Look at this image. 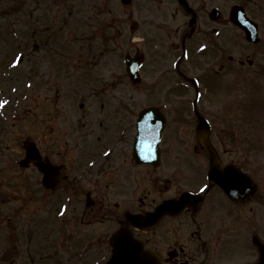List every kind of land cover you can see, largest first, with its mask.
Listing matches in <instances>:
<instances>
[{"label":"flooded vegetation","instance_id":"obj_1","mask_svg":"<svg viewBox=\"0 0 264 264\" xmlns=\"http://www.w3.org/2000/svg\"><path fill=\"white\" fill-rule=\"evenodd\" d=\"M121 9L127 16L120 20L122 31L125 25L131 33L140 28L134 22V17L138 19L142 9V25L152 24L156 37L164 40L165 53L162 56H167V60L176 57L177 74H174L175 82L169 83V90L171 86L186 90L182 85L191 84L188 74L182 73L181 64L187 51L190 53L194 47L205 45L217 63L214 74H245L244 105L240 109L245 128L251 129L254 115L258 116L254 120L264 123V0H131L128 7ZM243 22L250 34L255 26L258 43L246 39L240 27ZM120 34L124 36L123 32ZM141 38L142 42H149L144 35ZM234 48H237V55H230ZM134 50L126 53L133 55L142 52V48L139 50L134 47ZM195 78L201 86L204 85L198 75ZM105 88L108 90V87ZM254 89L262 96L253 97ZM189 105L192 118L186 120L184 117L188 110L180 108L177 103L137 105L131 110L132 114L128 113L122 102L100 104L97 110L98 115L103 114V119L99 121L95 139L91 138L86 145L85 136L89 137L87 130L90 125L87 123L90 119L87 117L86 105L78 104L77 110L83 113L78 115L81 120L72 125L77 129L73 134V150H64L63 158H60L62 153L59 152L63 146L55 147L56 151L51 155L48 151L39 150L43 163L51 164L58 170V184L53 190L42 188L41 195L59 197H53L56 198L54 207L59 203L56 210L63 214V218H59L56 213L54 220L48 221V224L53 229L59 227L63 231L57 245L59 249L68 251L64 264H70L71 254L77 252L73 234L82 231L85 238L86 230L90 231L89 227L100 223L99 220L113 224L111 230L106 231L105 248L110 247L111 235L124 225L131 237L139 240L145 250H150L158 257L160 264H264V174L259 176L254 158V153L263 148V142L249 133L245 134L239 161L228 162L224 154L236 156L238 151L224 149L220 152L213 139L218 134V142H221L219 139H228L230 143L233 137L228 136L226 131L215 133L213 122L207 118L204 109L198 108L194 102ZM195 107L211 126L208 140L219 166L233 167L244 177V182L237 184L240 192L237 190L236 198L228 197L217 183L206 180L209 161L205 148L197 140ZM146 108L157 109V118L148 119L141 127L140 114ZM189 125L195 126L194 130L190 127L194 136L192 141H188L185 133ZM140 133L142 141L152 145L154 159L146 163L140 162L145 155L143 152L139 156ZM109 150L110 154L106 156ZM241 157L243 167L240 166ZM188 167L194 171L185 172ZM38 174L41 186L43 176L40 172ZM190 174L192 178L187 180ZM91 184L97 191L84 187ZM203 184H208L210 190L200 192ZM184 192L201 199L184 201L181 209L164 213L155 225L145 231L126 223L128 214L145 215L162 202L179 198ZM77 194L85 198L83 207L75 203ZM99 201L100 212L91 215L89 210L94 209ZM94 244L104 249L103 242L94 239ZM85 245L86 248V242ZM54 255H57L56 251ZM84 255L78 252V264H88L85 258L82 260ZM108 258L104 256L99 264H106Z\"/></svg>","mask_w":264,"mask_h":264},{"label":"rangeland","instance_id":"obj_2","mask_svg":"<svg viewBox=\"0 0 264 264\" xmlns=\"http://www.w3.org/2000/svg\"><path fill=\"white\" fill-rule=\"evenodd\" d=\"M105 1L108 12L103 14V21L94 24L96 33L90 37V30L86 29L79 17L84 12H95L102 0H0V101L7 102L0 107V264H57L58 260L64 262L67 255V250L59 249L57 245L63 231L59 227L53 229L48 224V221L53 220L59 204L54 207L56 198L53 197H59L41 195L38 172L34 168L22 169L17 164L24 155V140L33 141L40 151H48L50 155L56 151L55 147L63 146L59 149L62 153L60 158H63L64 150H73V134L77 129L72 125L81 120L78 115L83 113L74 104L86 105L87 117H93L87 124L95 129L103 119V114L98 115L99 105L117 102H122L129 114L137 105L177 103L180 108L188 110L184 118H192L189 103L194 98V92L175 86L169 90V83H174V74H177L173 67L175 61L162 56L165 53L164 40L156 37L153 25H142V20L134 17L139 21L140 28L131 33L125 25L122 31L120 20L127 18L124 10L116 0ZM143 1L147 2L139 0ZM139 17H144L143 11H140ZM84 32L89 39L97 40V43L89 46L88 63L83 59L86 53L83 45L71 42L74 33L84 37ZM122 32L124 36L120 34ZM141 35L149 42H142ZM134 47L139 50L142 48L146 54L140 72L142 83L136 84L138 86L131 84L122 63L125 52H134ZM234 49H231L230 55H237V48ZM208 51L190 52L188 59L181 64L182 72L201 78L206 89L199 88V93L203 95H198L197 106L202 107L207 118L212 120L215 133L226 131L228 136L233 137L230 143L228 139H219L221 142H218V134L213 139L220 152L224 149L238 151L236 156L224 154L228 162L239 161L245 134L260 138L263 148L254 153V158L259 176H262L264 123L254 120L258 118L254 115L251 129H247L243 124V114L240 113L244 105L245 74H214L217 63ZM21 52L24 56L13 66ZM223 60L227 62V59ZM29 81L31 88L27 91L25 86H29ZM100 85L104 86V91L99 94ZM252 92L253 97L262 96L256 89ZM25 95H28L26 101ZM191 126L194 130L195 126L189 125V130L185 131L188 141L194 137ZM91 138L94 135L85 136L86 145ZM94 139L91 141L94 142ZM243 165L244 162L240 166ZM193 171L191 167L185 170L187 173ZM191 178V174L187 176V180ZM84 187L97 191L93 184ZM75 203L83 207L85 198L77 194ZM97 204L89 210L91 215L100 212V201ZM99 222L90 226V231L86 230L85 238L82 231L73 234L80 248L71 254L70 264L80 262L77 260L78 252L85 253L82 260L85 258L88 264L109 256L110 247L105 248L106 231H110L113 224ZM26 226L32 229L28 236L22 233ZM29 238L25 244V239ZM94 239L103 242L104 249L100 245L95 246Z\"/></svg>","mask_w":264,"mask_h":264},{"label":"water","instance_id":"obj_3","mask_svg":"<svg viewBox=\"0 0 264 264\" xmlns=\"http://www.w3.org/2000/svg\"><path fill=\"white\" fill-rule=\"evenodd\" d=\"M126 3V0H124ZM127 70L129 72V76L133 82H136L138 78L137 67L133 64V61L127 59ZM199 118V124L197 127V137L198 141L207 149L210 156V164H209V172L208 176L210 179L217 180L219 174L223 171H219L216 159L213 155V152L206 141V135L208 134V126L203 119ZM25 150V158L19 163L22 167H28L30 164H33L44 174L43 183L46 187H53L56 183L54 169L50 165H46L41 163L40 156L38 154L37 149L33 143H24ZM218 181V180H217ZM227 181V180H225ZM168 210V204H163L161 208H159L157 216L153 215V220L147 219L143 224L146 226H150L154 223V221L159 218L164 210ZM111 244L113 245V255L109 264H156L154 257L147 252L142 250L140 244L132 241L127 235H123V232H117L111 240Z\"/></svg>","mask_w":264,"mask_h":264},{"label":"snow or ice","instance_id":"obj_4","mask_svg":"<svg viewBox=\"0 0 264 264\" xmlns=\"http://www.w3.org/2000/svg\"><path fill=\"white\" fill-rule=\"evenodd\" d=\"M203 50V49H201ZM21 60V57H17L16 58V62L14 63L13 66H16V64H18ZM197 83H199V81H197ZM31 85H29L30 87ZM199 95H203V93H199ZM7 103L6 101H0V107H3V105ZM140 148H141V151L142 152H145V155H144V159L146 160H150V159H154V156L152 154V145L151 143H145L143 141H141L140 143ZM110 151L109 152H106L105 155H109L110 154ZM219 178H221L222 180H227V181H235V180H238L240 178L236 177L230 169H225L223 172H221L219 174ZM206 190H210L209 188V185L208 184H203V186L200 187L199 191L200 192H205Z\"/></svg>","mask_w":264,"mask_h":264}]
</instances>
